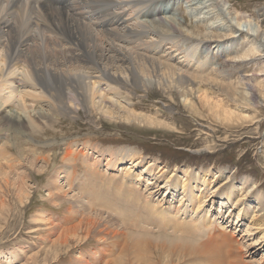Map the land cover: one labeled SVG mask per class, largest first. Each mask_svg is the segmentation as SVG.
I'll list each match as a JSON object with an SVG mask.
<instances>
[{
    "label": "bare ground",
    "instance_id": "6f19581e",
    "mask_svg": "<svg viewBox=\"0 0 264 264\" xmlns=\"http://www.w3.org/2000/svg\"><path fill=\"white\" fill-rule=\"evenodd\" d=\"M53 1L64 5L42 7L25 0H0V127L10 133L53 125L61 116L74 115L80 108L93 109L109 117L121 112L127 120L156 122L155 118L133 108L132 96L138 91L167 94L178 89L182 91L184 107L196 114L199 109L190 94L201 92L202 100L211 104L219 119L223 116L229 121L246 122L259 117L248 112L259 110L256 99L264 100L263 14L243 12L232 0ZM181 1L186 3L184 12L196 22L190 24L187 16H183L184 21L177 16L174 7ZM228 3L231 4L229 14L225 10ZM210 15L218 18L221 25L211 22ZM240 39L247 42V46L244 44L240 52H232L231 46ZM213 46L216 52L225 53L229 62L246 67L245 72L249 65L257 66L260 80L255 79L254 73L235 78V67L211 60L209 51ZM202 85L219 88L227 100L211 103L208 89L203 90ZM4 156V159L8 157L7 152ZM2 157L3 152H0L1 176L12 169L11 159L7 161ZM78 158L81 161L80 155L66 153L62 161L70 164ZM139 158H130L124 167L122 159L107 162L116 169L122 166L119 168L122 177H108L109 185L116 188L112 187L113 197L119 200L121 210L129 203L132 208L127 213L125 208L124 215L108 205L95 204V198L93 200L88 191H81V197L85 195L89 199L69 205L67 211L73 222L58 234L54 245L70 249L72 239L83 240V243L97 239L99 245L92 252L98 257L92 255L88 259L87 253H82L84 256L77 257V264H172L194 257L205 259L207 263L202 264H264V253L260 258L255 257L264 247L262 200L257 207L261 212L254 214L242 234L244 237L252 235L253 231L260 232L258 238L248 244L253 249L245 255L239 249L226 258L224 250L213 245L220 236L224 245L234 244L227 238L226 225L219 220L223 213L215 210L216 214L210 216L204 212L211 200L209 197L217 191L221 197L219 208L228 207L231 213L237 210L233 225L238 226L241 221L238 220L250 207L248 197L255 186L246 188L245 180L238 188L229 177L215 188L212 181L222 179L223 170L213 180L208 178L211 172L204 171L203 182H200L202 172L186 169L188 181L175 177L167 187L174 200V193L182 185L180 203L176 206L170 200L163 207L162 200L157 202L159 205L152 197L165 170L159 167L154 172L156 163L150 161L136 180L131 171L142 162ZM147 170L153 176L142 188L143 174ZM60 174L51 181L54 185L51 196L56 197L57 192L63 191L58 180ZM69 179L67 177V184L72 188ZM19 186V190H23V183ZM196 190L200 191L199 196ZM239 191L242 197L235 200ZM202 236H207V240ZM123 240L125 243L121 246Z\"/></svg>",
    "mask_w": 264,
    "mask_h": 264
},
{
    "label": "rangeland",
    "instance_id": "374dc122",
    "mask_svg": "<svg viewBox=\"0 0 264 264\" xmlns=\"http://www.w3.org/2000/svg\"><path fill=\"white\" fill-rule=\"evenodd\" d=\"M25 1L42 7L64 5L53 0ZM232 1L243 12L248 11V14L257 12L263 14L261 19H264V0ZM226 6V13L229 14L231 4L228 3ZM174 8L177 16L183 21L185 20L183 16H187L186 19L190 24L196 22L193 17L184 12L185 2L181 1L180 4H175ZM210 18L214 24L221 25L222 22L215 16L210 15ZM212 42L209 43L212 44ZM244 44L247 46V42L240 39L234 43L233 47L231 46L230 50L240 52L244 48ZM209 52L211 60L215 59L219 64L226 63L228 66L235 67V78L243 74L254 73L255 79L260 80L257 66L249 65L245 72L246 67H237L236 63L229 62L225 53L216 52L214 46ZM205 86L202 85L203 90ZM205 89H208L211 103L217 100L224 102L225 99L227 100L219 88L213 86V88ZM190 95L197 103L198 114L184 107L182 91L180 92L178 89H172V92L167 94L163 91H157V93L138 91L137 95L132 96L135 104L133 108L136 112L155 118L157 121L154 123L148 121L142 123L136 119L127 120L120 114L121 112L114 117H109L93 109L80 108L76 114H65L53 125H43L35 131L22 130L10 133L9 130L0 127V152H3V159L4 152H7L8 157L5 159L7 161L11 159L12 166V169L6 174L1 176L0 173V264H77V257L82 253H87L86 258L88 259L92 255L98 257V254L92 252L99 245L97 239L88 240L87 243H83V240L79 242L72 239L70 249L61 244L54 245V242L64 227L71 226L73 222L69 219L71 217L67 211L69 205L80 203L83 200L87 202L89 199L85 195L83 196L85 199H82L83 197L79 194L81 191H88L91 198L93 200L95 198L91 202L100 206L108 205L109 208L115 209L117 212L120 210V213L124 215L125 208L126 213L132 208V203H129L121 210L122 206H120L119 200H115L112 195V189L115 186L113 185L114 188H112L113 186L109 185L111 181L108 179V177L114 178L116 175L122 177V171L119 168L127 165L132 157H140V161L142 160L131 171L136 180L139 179L138 174L147 167L150 161L156 163L154 172H157L159 167H163L161 171L165 170L164 175L158 181L157 192L152 197L154 202L159 205L160 203L157 202L162 200L163 207L168 205L167 201L172 200V192L169 193L167 188L172 183L171 179L174 180L175 177L186 181L190 179L186 175V169H189L190 172H202L200 182H203L204 171L209 170L211 176L208 178L213 180L214 177L217 178L220 170H223L222 179L218 180L217 178V181H212L215 188L223 185L229 177L238 188L245 180H247L246 188L255 186L253 194L248 197L250 207L238 220H241L238 226L233 225L236 222L237 210L231 213L228 207L219 208L221 197L217 191L214 196L209 197L211 200L209 203L207 202L204 210L205 214L210 216L216 214L213 213L215 210H220V213H223L219 220L224 226L226 225L227 238L234 245H224L223 239H221L223 236L212 243L224 250L226 258L232 251L241 249L239 252L244 254L249 249H253L248 244L260 232L253 231L252 235L244 237L242 234L248 228V224H251L254 214L261 212L257 209L259 200H262L264 204V100L256 99L259 110L248 112L251 116H259L256 121L245 122V120L237 121L236 119L229 121L223 116H221L222 119L215 116L211 104L202 100L203 93L195 92ZM231 108L234 107L231 106ZM66 153L80 155V158L83 159L81 161L87 162L81 163L78 158L75 162L73 160L70 164L68 162L65 164L62 161V156ZM118 159H122L124 163L117 169L107 165V162H114ZM59 172L61 174L58 180L64 188L62 192H57L55 197V195L51 196V193L54 192V185L51 181ZM104 175L107 176V179ZM152 176L148 170L144 172L142 188H145L147 181ZM169 176H171L170 181H167ZM67 177L72 180V188L67 184ZM19 183H23V190H19ZM179 186L178 191L174 193L175 199L172 200L176 206L180 203L179 200L183 192L182 185ZM199 193V190L195 191L198 196ZM240 197H242L241 192L238 193L235 200ZM109 202H112L110 204L112 206L109 205ZM133 212L137 214L135 209ZM132 218L139 219L137 216ZM203 237L204 240H207V236H202V239ZM124 243L125 240L120 245L123 246ZM263 248L257 252L258 254L256 253V258L263 255ZM205 261L201 257H194L183 260L182 263L174 261L172 264L207 263Z\"/></svg>",
    "mask_w": 264,
    "mask_h": 264
}]
</instances>
